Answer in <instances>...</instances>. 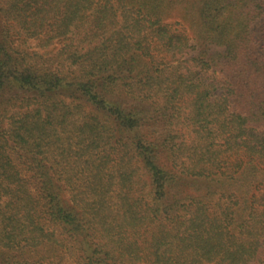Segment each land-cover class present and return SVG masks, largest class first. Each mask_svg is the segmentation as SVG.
Here are the masks:
<instances>
[{
    "label": "trees",
    "instance_id": "1",
    "mask_svg": "<svg viewBox=\"0 0 264 264\" xmlns=\"http://www.w3.org/2000/svg\"><path fill=\"white\" fill-rule=\"evenodd\" d=\"M0 264H264V0H0Z\"/></svg>",
    "mask_w": 264,
    "mask_h": 264
},
{
    "label": "rangeland",
    "instance_id": "2",
    "mask_svg": "<svg viewBox=\"0 0 264 264\" xmlns=\"http://www.w3.org/2000/svg\"><path fill=\"white\" fill-rule=\"evenodd\" d=\"M176 21H178L179 22V24H180V21L178 20V19H172V20H170V22H176ZM173 28H175V29H177V30H180L181 31V29H183L184 30V26L183 25H181L180 24V26H178V25H174L173 24ZM29 46H31V47H34V43H31ZM58 49V47H56V48H54L52 51H55V50H57Z\"/></svg>",
    "mask_w": 264,
    "mask_h": 264
}]
</instances>
